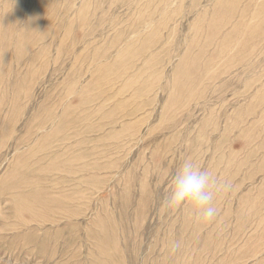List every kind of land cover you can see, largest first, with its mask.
I'll use <instances>...</instances> for the list:
<instances>
[{"label": "rangeland", "instance_id": "1", "mask_svg": "<svg viewBox=\"0 0 264 264\" xmlns=\"http://www.w3.org/2000/svg\"><path fill=\"white\" fill-rule=\"evenodd\" d=\"M0 264H264V0H0Z\"/></svg>", "mask_w": 264, "mask_h": 264}, {"label": "clouds", "instance_id": "2", "mask_svg": "<svg viewBox=\"0 0 264 264\" xmlns=\"http://www.w3.org/2000/svg\"><path fill=\"white\" fill-rule=\"evenodd\" d=\"M230 187L228 180L202 167L194 158L185 157L171 176L162 207L167 212L186 211L194 222L211 224L219 213V195ZM180 246L179 242H172L170 250L174 253Z\"/></svg>", "mask_w": 264, "mask_h": 264}]
</instances>
